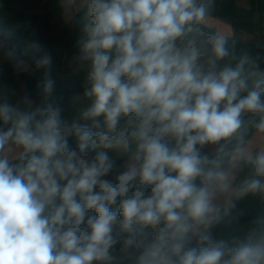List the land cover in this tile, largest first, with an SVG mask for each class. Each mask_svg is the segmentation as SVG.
<instances>
[{"label": "clouds", "instance_id": "1", "mask_svg": "<svg viewBox=\"0 0 264 264\" xmlns=\"http://www.w3.org/2000/svg\"><path fill=\"white\" fill-rule=\"evenodd\" d=\"M207 12L88 0L89 104L65 119L29 93L0 103V264H264V233L233 247L211 231L222 195L264 192V150L241 146L244 114L264 133V71L219 66L227 38L204 37ZM54 86L46 74L45 101ZM241 161L254 174L233 189Z\"/></svg>", "mask_w": 264, "mask_h": 264}, {"label": "crops", "instance_id": "2", "mask_svg": "<svg viewBox=\"0 0 264 264\" xmlns=\"http://www.w3.org/2000/svg\"><path fill=\"white\" fill-rule=\"evenodd\" d=\"M208 6L205 20L200 29L204 37L223 35L227 38L229 53L239 50H248L245 55L236 59L227 58L220 65L235 66L238 61L247 57L246 70L264 71V47L261 36L264 34V0H203ZM49 19L58 27L67 28L69 34L78 40L73 48L72 60L79 61L73 73H62L59 76L63 83L56 86L47 101L43 91L34 97L36 85L33 82L35 69L19 53L6 45L0 37V67L4 71L14 74L15 86H3L0 103L7 102L16 105L25 93H29L38 103L52 102L62 109V117L71 119L79 115L80 111L89 104L84 97V91L90 85L87 81V62L78 57L80 41L84 37L85 24L89 22L88 0H46ZM42 6L28 7L19 0H8L0 3V12L8 18L14 19L27 35L30 47L36 49L41 59L47 54L51 57V66L57 70L56 43L51 40V34L40 22ZM33 24V25H32ZM1 30V29H0ZM9 52L14 55H8ZM29 65V71L18 67L19 61ZM246 93H242L244 95ZM246 132L241 145L247 155L255 156L264 150V133L257 131L255 124L259 122V115L244 114ZM211 151V149H208ZM254 174L253 166L241 161L235 173L233 189L239 187L245 178ZM264 181V177H257ZM231 199L232 206L226 215H222L219 222L213 226L219 233L217 240L235 244L241 238L249 236L258 237L264 233V192H249L243 196H236L234 192L222 195L218 203L224 204Z\"/></svg>", "mask_w": 264, "mask_h": 264}, {"label": "trees", "instance_id": "3", "mask_svg": "<svg viewBox=\"0 0 264 264\" xmlns=\"http://www.w3.org/2000/svg\"><path fill=\"white\" fill-rule=\"evenodd\" d=\"M8 0H0V3H4ZM26 4L28 7H35L41 5L40 22L46 27L51 34V40L56 43V64L58 69L55 70L51 65L37 67V61L41 59L39 52L36 49L30 47L27 35L23 32L20 25L12 18L5 17L0 12V37L4 43L8 45L12 50L19 53L26 61L31 63L35 69V75L33 82L36 85L34 91V97H38L43 91V82L46 79V74L55 81L54 89L57 85L63 83V79L59 76L62 73H73L74 68L77 65L79 58L72 60L74 46L78 43V40L71 36L65 27H58L48 17L46 0H19ZM33 25V24H32ZM248 50H239L234 53H230L228 57L219 61V66L227 58L236 59L239 56L245 55ZM81 52L78 50V57ZM3 86L13 88L15 86L14 74L10 71H4L0 67V96ZM205 151H209L205 149ZM213 238L217 240L219 238L218 230L215 226L211 228ZM241 238L239 241L244 240ZM238 241V242H239ZM229 246H236L235 244L228 243Z\"/></svg>", "mask_w": 264, "mask_h": 264}, {"label": "built area", "instance_id": "4", "mask_svg": "<svg viewBox=\"0 0 264 264\" xmlns=\"http://www.w3.org/2000/svg\"><path fill=\"white\" fill-rule=\"evenodd\" d=\"M261 42H262V45L264 47V34L261 36Z\"/></svg>", "mask_w": 264, "mask_h": 264}]
</instances>
